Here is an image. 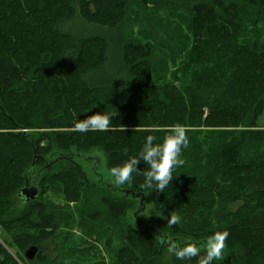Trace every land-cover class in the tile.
<instances>
[{"label":"trees","instance_id":"obj_1","mask_svg":"<svg viewBox=\"0 0 264 264\" xmlns=\"http://www.w3.org/2000/svg\"><path fill=\"white\" fill-rule=\"evenodd\" d=\"M168 1L0 0L1 264H20L14 256L62 262L56 238L74 226L110 255L101 264H198L168 249L196 241L204 255L201 243L225 229L220 264H264V43L253 27L264 0L187 1L191 46L171 68L163 57L158 63L147 37L127 40L122 30L131 5ZM241 6L253 10L251 42L238 39ZM96 111L115 114L109 129H75ZM177 124L189 144L164 192L142 187V161L130 184L112 177L107 186L80 163L101 151L110 173L137 156L148 135L161 143ZM26 180L39 190L28 201L18 194ZM141 195L152 210L128 222ZM172 211L181 221L170 227ZM31 244L38 252L26 263ZM93 248L73 244L66 254L91 260Z\"/></svg>","mask_w":264,"mask_h":264},{"label":"rangeland","instance_id":"obj_2","mask_svg":"<svg viewBox=\"0 0 264 264\" xmlns=\"http://www.w3.org/2000/svg\"><path fill=\"white\" fill-rule=\"evenodd\" d=\"M187 1L190 2V5L196 0H170L168 2H164L158 6H148V7H139L137 5H131L128 9L127 14L125 15L122 22V30L127 40L136 41L139 38L140 41L144 42L146 37L148 40L153 42L155 46V58L158 60V63L161 62V59L158 57H163L167 59V65L169 68L173 66L175 61H172V57L176 55L177 62L180 61L181 56H186L187 50L190 49L191 41L188 30V23L190 21L189 7ZM140 5V4H139ZM141 6V5H140ZM257 21L254 23L253 27L257 32V40L261 43H264V8H258ZM253 10L248 7L241 6L239 8V21L241 25V29L239 30L238 39L240 42L246 43L251 42L254 39V34L252 32L251 18H252ZM70 31H79L81 26L78 22H74L69 26ZM139 29L144 30V35H140ZM177 65L176 67H178ZM258 128L264 129V111L259 116L258 119ZM93 156L87 160V157L83 156L80 158V163L82 164L85 172L91 179V181L97 186H107L105 182L112 183L113 178L111 177L109 171L104 166V156L101 151H91L89 153H85V155ZM40 171H37L36 174H39ZM33 175L30 176V181H33ZM28 181V180H27ZM34 182V181H33ZM32 184V182H29ZM111 190L110 187H108ZM48 196V195H47ZM49 197L60 203V199L58 196L50 194ZM19 201V200H18ZM24 205L19 203V207L22 208ZM152 203L150 201L142 200L141 204L137 206L135 209H131L128 212V218L135 220L137 222H142L140 219L145 217L151 212ZM141 207V208H139ZM75 228H65L63 227L62 231L67 232L66 237L56 238V242L60 246V250H58L59 258L61 254V260L57 262H53L51 264H101L108 263L109 256L108 253L103 248L102 244L94 241V240H85L86 236L82 234V231ZM65 228V230H64ZM3 231L0 228V241H2ZM170 240V239H168ZM207 241V240H205ZM205 241L201 243L202 246H205ZM93 244L94 248L91 252L92 255L89 257L91 260H84V257L79 254H70L67 255L71 249V245L77 244L79 248L88 247L90 244ZM191 243H198L196 241ZM6 247V244H3ZM10 253H14L13 248H7ZM56 251H52L51 256L56 255ZM46 253L49 251L46 248ZM15 255V254H14ZM20 264H24L19 260L16 256H14ZM26 262V260H25ZM27 263V262H26Z\"/></svg>","mask_w":264,"mask_h":264},{"label":"clouds","instance_id":"obj_3","mask_svg":"<svg viewBox=\"0 0 264 264\" xmlns=\"http://www.w3.org/2000/svg\"><path fill=\"white\" fill-rule=\"evenodd\" d=\"M114 115V113L96 111L83 119H78L74 127L82 133L88 130H107L111 126ZM155 140L156 137L148 135L137 156H132L122 165L110 169V175L114 178L115 184H130L133 174L139 172L137 165L142 161L148 166V170L142 173L144 177L142 187L164 192L174 179L173 170L185 164L182 153L188 147L189 138L184 126L177 124L161 143H154ZM180 221L181 216L174 211L167 218V224L170 227ZM229 235L226 229L215 232L205 241L204 255H200L201 250L198 245L190 242L184 243L183 246L173 244L168 251L178 260H191L193 257H199L198 264H212L213 261L220 264L225 257V241Z\"/></svg>","mask_w":264,"mask_h":264},{"label":"water","instance_id":"obj_4","mask_svg":"<svg viewBox=\"0 0 264 264\" xmlns=\"http://www.w3.org/2000/svg\"><path fill=\"white\" fill-rule=\"evenodd\" d=\"M38 187L36 185L33 184H29L28 181L26 180L24 186L20 189V191L18 192V194L20 196L24 197V200L28 201V200H32L33 198H35L38 195ZM129 192V191H126ZM139 196V195H136ZM143 200V196L141 195L139 202L141 204ZM37 252V246L34 244H31L29 246H27L24 250V257L26 260H31ZM0 264H1V257H0Z\"/></svg>","mask_w":264,"mask_h":264},{"label":"flooded vegetation","instance_id":"obj_5","mask_svg":"<svg viewBox=\"0 0 264 264\" xmlns=\"http://www.w3.org/2000/svg\"><path fill=\"white\" fill-rule=\"evenodd\" d=\"M37 252H38V247H37ZM36 252V253H37ZM36 256V255H35ZM35 256L31 259V260H33L34 258H35ZM23 257H24V252H23ZM24 259H25V257H24ZM26 260V259H25ZM31 260H26V261H31Z\"/></svg>","mask_w":264,"mask_h":264}]
</instances>
